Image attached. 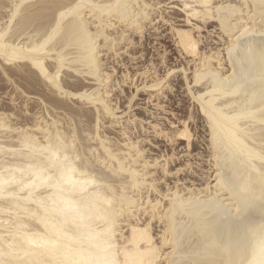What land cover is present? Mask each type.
I'll return each instance as SVG.
<instances>
[{"label":"snow or ice","instance_id":"6c2138e0","mask_svg":"<svg viewBox=\"0 0 264 264\" xmlns=\"http://www.w3.org/2000/svg\"><path fill=\"white\" fill-rule=\"evenodd\" d=\"M177 8L187 13L188 23L192 25L191 30L179 32L177 62L173 64L167 52L161 49L158 57L154 53V63L149 65L152 77L147 82L138 81L133 86L126 71L123 78L114 76L120 57L133 43L127 27H118L117 23L129 21L133 31L143 36L145 29L151 31L161 22L167 25L170 14ZM0 16H3L0 81L10 88L7 96L0 94V102L19 104L15 116L11 115L13 109L0 110V130L23 131L14 127L16 120L23 119L26 114L20 90L13 86L19 83L18 73L29 75L33 68H39L44 80L55 85L63 95H76L77 99L86 100L88 106L95 105L98 117L95 130L85 129L84 134L99 141L106 165L111 160L120 164L119 169L109 167L114 175L127 171L133 187H143L144 195L149 197L145 205L143 198L137 200L125 192H114V198L122 202V210L126 206L130 212L141 209L148 215L140 230V240L147 245L145 253L159 258L161 264H264V0H145L134 7L122 4L121 0H71L70 3L0 0ZM68 17L75 24L71 30L63 24ZM21 21H26L23 27ZM201 21L219 24V27H213L223 44L219 54L212 53V56L222 60L225 66L232 65L223 74L212 71L215 65L210 63L207 45L204 49L199 48L201 41L197 40L195 31ZM179 27L173 21L174 34ZM29 33L39 37L35 45L31 39L24 42L27 47L18 43ZM71 49L79 54H73ZM103 56H108L109 60L101 59ZM48 60L52 64L45 68L44 62ZM137 61L139 55L135 60L127 61L128 67ZM193 64L196 65L195 72L191 69ZM77 65H82L85 74L92 76L91 82L97 85L90 94L68 93L60 86L65 69L68 73L76 71L80 74L82 68ZM125 80L134 90L143 85L145 89H151L153 97H163L170 92L182 102L184 116L156 133L172 145L168 159L147 154L148 145L153 143L151 130L143 138L131 135L132 116L128 114L125 119V113L115 103ZM13 90L17 95L12 94ZM114 91L116 95H112ZM109 96L112 98L108 99ZM128 107L131 109L134 105ZM201 113L205 121L204 143L216 160L217 192L215 196L208 193L203 197L181 195L184 189L177 181L187 183L189 169L196 170L198 161L185 159L180 166L171 168L169 160L190 154L192 141L197 138L193 136L192 124L200 120ZM105 116L120 125V131L126 137L132 136L131 145L127 139L124 144L129 149L124 155L132 157V164L117 160L116 156L120 154H113L102 138L99 119ZM48 125L51 128L54 122L49 121ZM139 127L137 123V133ZM56 139L62 142L58 127ZM178 139L185 141L182 153L175 151ZM24 146L41 153L50 152L54 158L51 166L56 168L55 160L60 157L51 151V145H39V138L27 136ZM77 171L74 168H64L59 173L46 168L33 170L29 173L30 179L26 177L18 182L21 185L18 192L8 193L16 200L24 201L16 207L43 231L9 233L14 238L12 242H5L2 230L5 221L0 220V264H91V253L88 257L84 255L76 232L90 239L102 237L104 244L110 246L115 217L113 214L99 216L105 227L102 232L96 231L90 222L91 214H86L75 199L78 194L88 192L96 182L91 178L81 179L75 175ZM165 184L168 186L166 191ZM152 192H156L155 197H151ZM4 195V182L0 179V199ZM162 202H165L163 206ZM192 207L197 208L194 219L182 230L178 229L173 220L175 212ZM157 213L165 228L162 229L164 234L154 242L155 234L150 230ZM134 264H153V261L137 259Z\"/></svg>","mask_w":264,"mask_h":264},{"label":"bare ground","instance_id":"6f19581e","mask_svg":"<svg viewBox=\"0 0 264 264\" xmlns=\"http://www.w3.org/2000/svg\"><path fill=\"white\" fill-rule=\"evenodd\" d=\"M181 1L183 2V0ZM31 2L41 3L43 0H31ZM58 2L70 3L71 0H58ZM144 2L145 0H121L122 4H127L133 7L138 3L143 4ZM237 2H239V0H237ZM131 11L132 8L129 9L130 13ZM26 15H31V13H26ZM185 15L188 22L187 13H185ZM19 19L20 18H18V20ZM193 20H195V17H193ZM2 23L3 16H0V24ZM24 23H26V21H21L22 27ZM208 23H214L216 24V27H219L217 21H208L207 23H204L203 21L199 22V24H202L203 26H206ZM63 24L66 25L69 30L75 27L71 17L66 18L63 21ZM199 24L197 25L195 35L197 40L201 41L199 48L204 49L200 35V30L202 28ZM117 26L127 27L128 32L133 36L132 46L127 49L124 54L131 56L130 49L136 45L135 38L142 40L149 30L145 29L144 35L141 36L139 33L133 31L129 21H126L124 24L117 23ZM191 28L192 27L177 28L175 34L171 28V33L175 38L177 46L180 41L179 32L181 30L189 31ZM153 29L157 30L158 28L155 27ZM92 30L95 31V25H93ZM39 31H42V29H39ZM109 31H114V29H109ZM38 38V36H31L29 33L24 35L23 40L18 41V43H24L31 39V43L35 45ZM220 42L222 45L223 41L221 38ZM24 46L27 47L28 45L24 43ZM220 47L215 49L209 48L207 50L210 55V63L215 65V67L212 68V71L217 72L218 74H223L228 71L232 65L229 63L225 66L222 60L218 61L212 56V53L219 54ZM70 52L73 54H79L75 49H71ZM101 59L108 61L109 57L103 56ZM50 64H52L51 60L45 61L44 67L48 68ZM76 67L82 68V65H77ZM48 70L51 71V69ZM195 70L196 65L193 64L192 72H195ZM85 72L86 69L82 68L80 74L77 75L76 71L68 73L67 69H65L59 81L60 86L68 93L78 91L80 93L87 92L90 94L97 85L91 82L93 77L86 75ZM149 73V69H145L140 73L141 78L145 82L152 77V74ZM113 75H115V71ZM17 79L19 83L14 85L13 88H19L20 97L25 99L24 112L26 118L29 116V119L25 122H16L14 124V127L22 129L23 131L0 130V179L3 180L5 189L4 197L0 199V220L5 221L2 226L4 232L3 241L12 242L14 237L9 235V233H31L35 230L43 231L34 220L29 219L19 208L16 207L17 204L23 205L24 201L16 200L14 196L8 195V193H16L19 191L21 185L18 182L24 181L26 177L30 179L31 177L29 176V173L33 170L46 168L50 172L59 173V171L64 168H74L78 170L75 175L79 176L81 179L91 178L96 182L89 187L88 192L78 194L75 197V199L79 201L82 210H84L86 214H91L92 220L90 222L94 224L96 231L102 232L105 227L103 219L98 218L99 216L102 214H113L115 217V223L113 225L114 235L111 238L110 246L104 244L102 237L90 239L87 235H83L80 232L75 233L85 250L84 255L88 257L89 253H91V264H106V262L107 264H134L137 259L144 261L152 260L153 264H161L159 258L154 257L152 254L145 253L147 245L140 240V230L144 221L148 219V215H146L141 209H138L135 212H130L127 210L126 206L122 210V202L118 198H114V192L117 194L125 192L128 196L137 200L143 198L145 205H147L149 197L144 195L143 187H133L132 178L128 175L127 171L114 175L113 172L109 170V167L119 169L120 164H117L115 160H111L106 165L104 162V149L103 147H98L99 141L84 134L85 129H88L89 131L95 130V121L98 118L97 113L95 112V105L88 106L86 100L77 99L76 95H63L55 85H49L44 80L39 68H33L32 73L29 75L18 73ZM81 80L85 81L86 84H76L77 81ZM201 86L205 87V91H208L206 86L203 84ZM117 87L119 88V85ZM42 88L47 91L46 95L48 96L49 94V97L44 96L45 91ZM142 88L145 89L143 86ZM145 90L151 92L150 88ZM41 91H43L44 95ZM114 92L112 95H114ZM155 97H157V99L160 98V96ZM111 98V96L108 97V99ZM30 101H34L40 110L31 111L28 104ZM115 103L119 108L116 101ZM128 110V112L123 111L125 113V119H127L128 114H131V128L136 129L137 123H140L138 120L139 118L137 119L136 116L130 113L131 109L128 108ZM11 115L15 116V113L12 111ZM201 118L204 121L202 113ZM49 121L54 122V125L51 128L48 125ZM105 121H107V123ZM99 123L100 133L102 138L107 141V146L111 148L113 154H120L116 156V159L120 160L121 163L127 161V164H132V157L124 155V153L129 151L128 148L124 147V144L125 139H127L129 145H131L133 142L132 136L137 135L132 132V136L126 137L125 134L120 131V125L114 124L112 118L108 116L100 117ZM80 125H83V127H78ZM56 127L59 128L62 142L56 139ZM152 128L156 133L159 130L156 125H152ZM112 131H116L117 137L113 135ZM27 136L39 138V145H51V151L58 153L60 158L59 160H55V169L51 166L54 158L51 156L50 152L41 153L33 148L24 146L25 137ZM193 136L195 137L194 133ZM177 141L185 142L182 139H178ZM193 142L194 139L188 157H192ZM208 153V160L206 161L209 166L208 170L203 169L199 164L197 169L201 171V174H197V171L189 169L190 175L201 177L199 183L191 179L187 180V183L181 180L177 181L181 188L184 189V192H182L181 195L184 193H187L190 196L195 195L201 197H203L204 193H208L211 196L216 195V160L209 150ZM168 157L169 155H162L160 158L168 159ZM174 161L175 160H169V166L174 164ZM127 164L125 165L126 167ZM133 167H135V165H133ZM81 173L84 175L80 176ZM182 174L183 173H181V175ZM122 184H126L127 187L122 188ZM166 190L167 188L165 191ZM21 195H26V193H21ZM155 196L156 192H152L151 197ZM109 201H111V203H109ZM163 203L165 202H162L161 206H163ZM28 207L32 208L35 206L28 205ZM165 213H167V209H165ZM196 213V207L176 211L173 220L176 223L177 228L182 230L194 219ZM151 223L154 227H152L150 231L155 234V242L156 238H159L164 234L162 229L165 228V225L161 224L159 213H157L156 218L152 219ZM24 225H27L28 227L25 228L23 227ZM155 226L158 228L157 232L155 231ZM73 231L75 232V230ZM17 242H19V240H17ZM140 253L145 254L141 256ZM170 259L171 258L169 257V260Z\"/></svg>","mask_w":264,"mask_h":264},{"label":"rangeland","instance_id":"374dc122","mask_svg":"<svg viewBox=\"0 0 264 264\" xmlns=\"http://www.w3.org/2000/svg\"><path fill=\"white\" fill-rule=\"evenodd\" d=\"M170 15L171 19L167 25H164L161 22V25L157 27V30L153 29L148 31L142 40L135 38L136 45L131 48L132 50L130 49L131 56L123 55L121 57L120 63L116 65L115 75L123 78L125 71L128 72L133 86H135L138 81H144L141 78L140 73L145 69H149V65L154 63V53L158 57L160 55L161 49L167 52L168 59H170L173 64L177 62V57L180 50L176 44L175 38L171 33L173 21L176 25L180 26L179 28H189L192 27V25L187 22L185 13L180 12L179 8L175 10L174 14ZM200 25L202 24H199V26ZM213 25L216 26L214 23H208L206 26L202 25V29L200 30V35L203 42L202 46L205 47V45H207V49H215L221 46L219 35L215 34L216 27H213ZM136 55H139V61L135 62L132 67H128L127 61H129V59L135 60ZM191 69H193V65L191 66ZM149 74H152V72ZM0 84H2L0 85V94L7 96L9 93L8 90L10 91L9 85L4 81H0ZM76 84H86V82L81 80L77 81ZM176 84H179V82L177 81ZM176 84H174L173 87H175ZM133 86H129L125 80L123 91H121L119 95H116V92H114V95H116L115 101L117 102L121 111L128 112V105H134V107L131 108L130 113L136 116L137 119L139 118L138 120L140 123L138 124L140 127L138 133L136 129H133V134L143 138L145 135L149 134V130H151L153 143L148 145L147 154L153 158L161 157L162 155H169L172 150V145L166 140L165 137L157 135L156 132H154L152 125H156L158 129H161L168 125L171 121H179L180 118L184 116L182 102L179 100V97H173L172 93L170 92H166L163 97L157 99V97L150 96V91L143 89V85H141L139 90H134ZM43 90L45 91V89ZM180 91L181 93L183 92V87L180 88ZM41 92L43 93V91ZM46 93L47 91H45V95L44 93L43 95L49 97L50 95L48 94L47 96ZM12 94L17 95L14 90L12 91ZM133 96L135 99H131ZM20 99L25 102V99L21 97ZM28 104L29 109L31 108V111L40 110L34 101H30ZM2 108L13 109V112L16 113V111L19 110V104L17 106L12 105L11 103L4 105L2 102H0V110ZM28 117L26 118V116H24L23 119H17L16 122H25L27 119H29ZM192 131L195 137H197L193 142L192 157L182 154L174 159V164H171L170 167L176 168L180 166L181 161L185 159L191 160L192 162L198 161L195 171H197V174H201V171L197 169L198 164L201 165L203 169H209L208 163L206 162L208 160L209 153L207 145L204 143L205 123L201 116L200 120L192 124ZM112 133L115 137H117L116 131H112ZM184 147L185 142L177 141L175 151L182 153ZM168 179L171 180L172 177L169 176ZM186 179H191L199 183L201 177H198L197 175H190L189 172V176ZM167 187V184H165V189ZM155 231H158L156 226Z\"/></svg>","mask_w":264,"mask_h":264}]
</instances>
